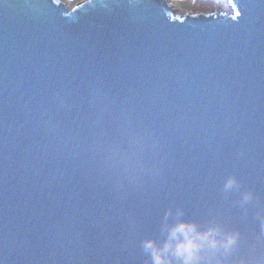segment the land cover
<instances>
[{"label": "water", "instance_id": "obj_1", "mask_svg": "<svg viewBox=\"0 0 264 264\" xmlns=\"http://www.w3.org/2000/svg\"><path fill=\"white\" fill-rule=\"evenodd\" d=\"M227 2L0 0V264H153L209 230L239 238L200 264H264V0Z\"/></svg>", "mask_w": 264, "mask_h": 264}, {"label": "clouds", "instance_id": "obj_2", "mask_svg": "<svg viewBox=\"0 0 264 264\" xmlns=\"http://www.w3.org/2000/svg\"><path fill=\"white\" fill-rule=\"evenodd\" d=\"M234 182L235 177L230 178L229 184L231 185ZM250 198L251 193H247L245 199ZM180 227L182 229L191 227V230L195 231L197 226L193 223L190 226L187 224H181ZM213 232L214 230H209L208 232L201 233L200 235L202 236V241L200 243H197L196 237L192 236L186 242L178 245L174 250L171 249L170 244H166L163 248V251H161L155 246V241L153 240L146 241L145 247L152 251L153 264H166L164 256L170 250L175 257L177 264H200V261L203 258L202 253L204 251L208 250L214 253L218 247H223L225 252H227L233 247V245L236 244L239 238L237 233H231L225 238L224 243L220 245L218 244ZM205 241L208 243L205 244ZM209 260H211V256L209 257ZM215 264H221V261L217 260ZM223 264H229V262L223 261ZM240 264H245V262L241 261Z\"/></svg>", "mask_w": 264, "mask_h": 264}, {"label": "rangeland", "instance_id": "obj_3", "mask_svg": "<svg viewBox=\"0 0 264 264\" xmlns=\"http://www.w3.org/2000/svg\"><path fill=\"white\" fill-rule=\"evenodd\" d=\"M68 6H71L73 2L77 0H63ZM219 6L223 10H230V6L227 0H184L179 5V11L185 12H210L216 10Z\"/></svg>", "mask_w": 264, "mask_h": 264}, {"label": "bare ground", "instance_id": "obj_4", "mask_svg": "<svg viewBox=\"0 0 264 264\" xmlns=\"http://www.w3.org/2000/svg\"><path fill=\"white\" fill-rule=\"evenodd\" d=\"M62 1H63V0H62ZM77 1H79V0H77ZM77 1L73 2L72 5H73L74 3H76ZM167 1H168V3L171 5V7L173 8L174 11L179 12V13H181V14L184 13V12L182 13V12L179 11V5H180L182 2H184V0H167Z\"/></svg>", "mask_w": 264, "mask_h": 264}, {"label": "snow or ice", "instance_id": "obj_5", "mask_svg": "<svg viewBox=\"0 0 264 264\" xmlns=\"http://www.w3.org/2000/svg\"><path fill=\"white\" fill-rule=\"evenodd\" d=\"M52 2H53V3H56V2H57V0H52Z\"/></svg>", "mask_w": 264, "mask_h": 264}]
</instances>
